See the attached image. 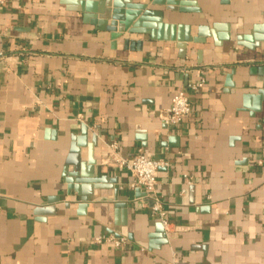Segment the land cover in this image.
<instances>
[{
  "label": "crops",
  "instance_id": "crops-1",
  "mask_svg": "<svg viewBox=\"0 0 264 264\" xmlns=\"http://www.w3.org/2000/svg\"><path fill=\"white\" fill-rule=\"evenodd\" d=\"M132 1L193 41L114 38L100 0L0 6V264H264V102L244 100L263 88L264 42L233 38L264 37V0ZM180 89L192 112L167 124ZM113 143L167 163L156 197ZM91 166L105 180L84 202L68 181Z\"/></svg>",
  "mask_w": 264,
  "mask_h": 264
},
{
  "label": "water",
  "instance_id": "water-1",
  "mask_svg": "<svg viewBox=\"0 0 264 264\" xmlns=\"http://www.w3.org/2000/svg\"><path fill=\"white\" fill-rule=\"evenodd\" d=\"M183 0H152L153 5H164L168 10L172 11H190L187 7H180L177 3ZM100 9L98 10L102 17H98L100 22H96L99 27L105 25H110L111 27L118 28L119 34H113L114 38H118L125 34L129 33H143L150 34L153 39H165V40H179V41H188L191 42L193 39L190 36L175 35L176 27L174 25H169L163 23L164 12L163 11H154L148 8V3H134L132 0H100L99 4ZM85 10H90V8ZM156 16L155 19H150L149 17ZM97 18V17H96ZM95 18V19H96ZM182 26L179 27V30H182ZM215 29L219 30V26H214ZM219 38L226 37L231 38L230 35L215 34ZM257 27L252 36H233L234 39H237L239 42L253 40L258 43V46H261L264 42V37L257 35ZM244 44H247L244 43ZM248 45V44H247ZM234 73V71H233ZM231 76L229 77V79ZM229 86L234 87L233 82H229ZM244 100L247 106H249L250 100H254L253 112L260 111L262 109V104L264 102V85L263 88L258 90L257 94L252 95L248 94L244 96ZM88 130L87 127L83 128V132L86 133ZM80 170V167H77ZM105 178L96 177L94 167L91 166L87 175L80 174L74 178H70L69 182V192L76 190L81 192L82 200L88 202L90 200V195L94 192L96 188H102L100 183H103ZM76 184V185H75ZM125 207V204L123 205ZM126 224V221H124Z\"/></svg>",
  "mask_w": 264,
  "mask_h": 264
},
{
  "label": "built area",
  "instance_id": "built-area-1",
  "mask_svg": "<svg viewBox=\"0 0 264 264\" xmlns=\"http://www.w3.org/2000/svg\"><path fill=\"white\" fill-rule=\"evenodd\" d=\"M6 2L7 0H0V6L5 5ZM203 87V80L190 85V89L193 91H198ZM191 112L192 103L190 96L185 89H180L173 96L170 107L162 112L161 118L167 124L177 125L184 122ZM111 149L113 151L114 161L121 166H125L134 178L132 187L143 188L148 196H155L159 170L167 163L161 159L151 158L142 152H139L132 160H128L120 154L119 145L117 143H113ZM153 211L158 215L164 225H170L167 213L158 199H156L153 205ZM109 240L114 242L116 246H121L126 242V238H115L114 236L109 238Z\"/></svg>",
  "mask_w": 264,
  "mask_h": 264
}]
</instances>
